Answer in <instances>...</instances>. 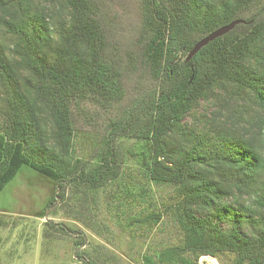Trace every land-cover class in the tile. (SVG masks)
<instances>
[{
	"label": "trees",
	"instance_id": "16d2710c",
	"mask_svg": "<svg viewBox=\"0 0 264 264\" xmlns=\"http://www.w3.org/2000/svg\"><path fill=\"white\" fill-rule=\"evenodd\" d=\"M113 1L0 0V192L22 166L56 181L62 201L70 188L119 182L121 207L142 205L125 231L152 232L164 218L179 230L145 264H264V0H141L140 57L158 86L110 120L88 161L76 155L77 116L111 112L126 94ZM235 20L247 24L187 61ZM151 184L174 191L147 204ZM11 226L22 224L0 217Z\"/></svg>",
	"mask_w": 264,
	"mask_h": 264
},
{
	"label": "rangeland",
	"instance_id": "374dc122",
	"mask_svg": "<svg viewBox=\"0 0 264 264\" xmlns=\"http://www.w3.org/2000/svg\"><path fill=\"white\" fill-rule=\"evenodd\" d=\"M110 4L108 11L114 33L111 41L125 66L126 94L111 112L87 106L90 110L77 116L76 155L88 161H94L96 147L102 142L110 120L120 117L158 86L140 57L141 0H114ZM124 143V148L133 145L130 140ZM122 186L118 182L97 191L70 188L62 201L56 196L59 193L56 181L22 166L0 192V217L16 219L22 224L17 229L12 226L0 229V256L4 264H83L85 261L76 255L81 253L86 254L87 262L91 258L98 264H145L144 256L155 258L157 252L178 238V227L174 220L164 218L152 232L125 231L129 216L138 213L142 205L132 202L131 206L121 207ZM150 186L147 204L158 205L174 191L168 185ZM52 199L55 201L51 205ZM47 223L63 224L75 233L56 232ZM47 230L49 238L44 237ZM29 231L33 235L29 234L30 242L25 244L21 235ZM82 239L84 244H80ZM9 255L15 256L14 261L10 262ZM199 264H226V261L206 256L199 259Z\"/></svg>",
	"mask_w": 264,
	"mask_h": 264
},
{
	"label": "water",
	"instance_id": "95a60500",
	"mask_svg": "<svg viewBox=\"0 0 264 264\" xmlns=\"http://www.w3.org/2000/svg\"><path fill=\"white\" fill-rule=\"evenodd\" d=\"M240 24H247L246 20H235L231 24L221 27L218 30L212 32L211 34L207 35L200 41H198L192 51L190 52L187 61L191 60L195 55H197L204 47H206L211 42L221 38L231 31H233L238 25Z\"/></svg>",
	"mask_w": 264,
	"mask_h": 264
}]
</instances>
